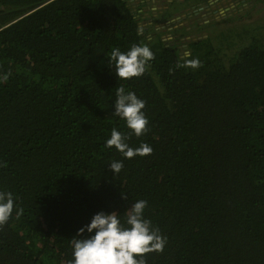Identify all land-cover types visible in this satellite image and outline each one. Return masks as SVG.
Instances as JSON below:
<instances>
[{
  "label": "trees",
  "instance_id": "obj_1",
  "mask_svg": "<svg viewBox=\"0 0 264 264\" xmlns=\"http://www.w3.org/2000/svg\"><path fill=\"white\" fill-rule=\"evenodd\" d=\"M189 2L145 15L130 0H0V190L15 199L0 264H70L95 213L123 219L140 199L166 238L145 264H264V23L235 29L250 42L230 55L232 38L182 41L229 17L165 24ZM133 44L154 58L116 78L107 57ZM121 85L145 101L139 137L112 115ZM113 128L152 152L106 147Z\"/></svg>",
  "mask_w": 264,
  "mask_h": 264
},
{
  "label": "clouds",
  "instance_id": "obj_2",
  "mask_svg": "<svg viewBox=\"0 0 264 264\" xmlns=\"http://www.w3.org/2000/svg\"><path fill=\"white\" fill-rule=\"evenodd\" d=\"M153 58L154 54L150 48L139 44H133L126 52L113 48L107 57L116 78L122 80L142 76L148 62ZM186 64L196 68L199 66V60L192 59ZM113 105L112 115L124 120L132 134L139 137L146 132L148 118L143 111L145 101L135 92L126 90L123 85L116 87ZM127 140V135L113 128L105 145L114 147L125 158L152 152L147 143L142 142L133 148ZM108 167L113 174H118L123 168V162L114 160L109 162ZM14 206L13 193L0 190V224L9 219ZM146 207V200L132 202L123 219L116 212L95 213L90 222L79 228L70 241V264H145L144 254L162 251L166 244V238L160 234L159 228L154 227L145 217Z\"/></svg>",
  "mask_w": 264,
  "mask_h": 264
},
{
  "label": "rangeland",
  "instance_id": "obj_3",
  "mask_svg": "<svg viewBox=\"0 0 264 264\" xmlns=\"http://www.w3.org/2000/svg\"><path fill=\"white\" fill-rule=\"evenodd\" d=\"M204 1H207V0H204ZM224 1H229V0H217V1H215V3H217V2H219V3L216 4L215 6L211 7V9L224 4V3H222ZM188 2H189V0H188ZM262 6H263L262 2H260L258 4V8L255 10H254V8H250V9L247 8L244 11H241L237 14L230 16L226 21H223L220 23H218V22L214 23V21L211 22L210 24L206 23V24H204L205 26L202 27L206 31L201 36H203V37L209 36L211 38V41L215 37V38H217V42H219V43L221 42V39L226 40L227 37L230 39L232 38V40H234V44L230 48H228V52L231 55V54L235 53L240 46L245 47V45H247L250 42V35L248 33H242V34L237 35L235 29H240L243 26H245L246 28H249L252 26V24L259 25V24L264 23V11H259V10H261ZM156 7H158V6L153 5L152 9L155 11ZM211 11H214V10H211ZM191 14L192 15L195 14V16H196L195 11H192ZM220 18H226V17H222V16H216L215 17V19L217 21H221ZM189 19H190V17H187L186 19L182 18L181 20H179V18H175V21L177 23H175V22H171V23H173V25L186 24ZM165 24L170 25L167 22ZM165 24H163V26H165ZM199 24H201V23H199ZM214 27H216V29H214ZM178 31L180 33H182V31L186 32V31H189V28H186V29L181 28ZM263 32H264V29H262V28L259 29L260 35L263 34ZM168 33H169V31L167 32V34H165L166 36L164 35L165 39H174L175 38L174 37V35H176L175 33L172 35L168 34ZM253 36H254V34H253Z\"/></svg>",
  "mask_w": 264,
  "mask_h": 264
},
{
  "label": "flooded vegetation",
  "instance_id": "obj_4",
  "mask_svg": "<svg viewBox=\"0 0 264 264\" xmlns=\"http://www.w3.org/2000/svg\"><path fill=\"white\" fill-rule=\"evenodd\" d=\"M130 1H131V5L134 7V9H136V7H140V5H141L140 11H143L144 14L147 15V11L149 9H152L153 5L158 6V7H156V9L161 8V7L167 8L168 7V1H171V0H137L136 2H134L132 0H130ZM215 1H217V0H207V1L196 0V1L189 2L188 6L184 9H182L180 14H179V12L176 13L175 17L172 18L170 21H167V22L168 23L169 22L170 23L171 22L177 23L175 21V18H179V20H181L182 18L186 19L187 17H190V20L187 23H189L190 21L191 22L197 21L198 23L208 22L211 19H215L216 16L230 17L234 14H237L241 11H244L248 7L252 6V4H253L252 0H229V1L222 2L224 4L211 9V7H213L219 3V2L215 3ZM211 10H214V11H211ZM192 11H195L196 16H195V14H193V15L191 14ZM153 12H154L153 15H156L154 10H153ZM220 19H225V18H220ZM151 21H152V19L147 21V22L150 23ZM204 33H205V31H203L202 33L198 32L195 34H188L184 37V39H182V41H190L191 38H193V39L201 38V37H203L201 35ZM174 37H175L174 40L178 39L177 38L178 35H174Z\"/></svg>",
  "mask_w": 264,
  "mask_h": 264
},
{
  "label": "water",
  "instance_id": "obj_5",
  "mask_svg": "<svg viewBox=\"0 0 264 264\" xmlns=\"http://www.w3.org/2000/svg\"><path fill=\"white\" fill-rule=\"evenodd\" d=\"M226 16V15H225ZM168 23V22H167ZM170 23V22H169Z\"/></svg>",
  "mask_w": 264,
  "mask_h": 264
}]
</instances>
